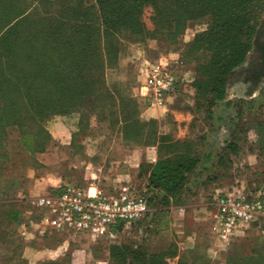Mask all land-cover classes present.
<instances>
[{
  "label": "rangeland",
  "instance_id": "obj_1",
  "mask_svg": "<svg viewBox=\"0 0 264 264\" xmlns=\"http://www.w3.org/2000/svg\"><path fill=\"white\" fill-rule=\"evenodd\" d=\"M152 16L153 9L146 8L143 20L149 29L153 28ZM263 18L264 12L260 24ZM210 24V17L191 22L172 47L177 57L170 61L164 59L170 51L164 39L125 44L118 68L106 72L107 85L144 103L136 91L144 77L139 64L146 68L166 61L179 73L187 71V75L197 77L195 69L207 57L191 45ZM149 44L155 49L147 47ZM119 76L126 79L120 86L113 83ZM209 98L200 102L180 92L168 100L165 110L147 114V108L141 107L139 119L148 123L146 130L156 139L140 136V129L133 127L125 138L118 104L99 108L89 97L74 114L45 121L52 141L44 154L27 152L18 131L10 130L7 174L0 178V264H119L108 249L123 244L161 254L166 264H227L241 256L247 260L245 264H253L250 258L264 248V238L251 236L216 247L211 222L219 195L237 183L256 190L264 182V83L249 89L242 80L229 78L230 107L222 103L211 108ZM241 100L252 102L245 111L236 105ZM163 136L169 138L160 142L157 138ZM229 142L239 155L227 153L219 164V154ZM186 152L201 159L208 171L195 174L178 197L164 203L160 193L149 189L148 174L162 157ZM207 154L213 156L212 162H204ZM92 183L93 188L106 193L130 186L149 201L147 216L137 225L120 226L121 234L112 242L88 236L74 238L56 230L44 214L34 216V200L58 194L67 185L88 189ZM9 184L13 185L6 187ZM14 211L18 219L22 216L25 220L10 222L8 213Z\"/></svg>",
  "mask_w": 264,
  "mask_h": 264
},
{
  "label": "trees",
  "instance_id": "obj_2",
  "mask_svg": "<svg viewBox=\"0 0 264 264\" xmlns=\"http://www.w3.org/2000/svg\"><path fill=\"white\" fill-rule=\"evenodd\" d=\"M148 7L153 9L152 29L143 20ZM263 12L264 0H0V178L7 174L10 130L18 131L27 152L44 154L52 141L45 121L74 114L86 97L93 98L99 108L118 104L125 138L133 127L140 129V136L156 139L146 130L148 123L139 119V110L148 107L147 101L138 102L124 96L118 87L110 88L106 72L118 68L125 44L164 39L175 50L172 47L189 24L205 17L211 18V24L191 45L207 57L195 69L197 77L190 84L194 96L182 86L178 94L183 92L200 102L210 96L209 107L222 103L230 107L228 80L252 51ZM250 103L241 100L236 105L245 111ZM227 153L239 155L229 142L219 154V164ZM212 161L213 156L207 154L204 162ZM203 164L189 153L162 157L148 174L149 189L168 203L195 174L208 171ZM262 175L264 178V170ZM34 214L41 215L36 210ZM8 216L13 223L25 220L18 219L15 211ZM256 233L248 232L236 242L251 236L262 238L255 237ZM108 250L119 264H166L161 254L149 253L143 246L111 245ZM255 253L250 261L264 264V248ZM246 261L241 256L227 264Z\"/></svg>",
  "mask_w": 264,
  "mask_h": 264
},
{
  "label": "built area",
  "instance_id": "obj_3",
  "mask_svg": "<svg viewBox=\"0 0 264 264\" xmlns=\"http://www.w3.org/2000/svg\"><path fill=\"white\" fill-rule=\"evenodd\" d=\"M193 79L187 71L179 73L168 62L160 61L144 69V79L136 87L148 108L165 110L169 99L177 96L179 87L190 96ZM67 185L59 194L34 200L36 211L49 219L58 231L72 237L100 238L115 241L120 226H134L148 214V202L130 186L106 193L98 187ZM212 236L216 247L236 242L248 232L256 231L264 238V182L259 189L249 190L237 183L218 196L212 215Z\"/></svg>",
  "mask_w": 264,
  "mask_h": 264
},
{
  "label": "flooded vegetation",
  "instance_id": "obj_4",
  "mask_svg": "<svg viewBox=\"0 0 264 264\" xmlns=\"http://www.w3.org/2000/svg\"><path fill=\"white\" fill-rule=\"evenodd\" d=\"M251 55V59L247 58L230 78L242 80L244 86L255 89L264 83V18L255 37Z\"/></svg>",
  "mask_w": 264,
  "mask_h": 264
},
{
  "label": "crops",
  "instance_id": "obj_5",
  "mask_svg": "<svg viewBox=\"0 0 264 264\" xmlns=\"http://www.w3.org/2000/svg\"><path fill=\"white\" fill-rule=\"evenodd\" d=\"M149 43H157V41H149ZM147 47H149V48H151V49H155L151 44H149ZM139 53V56H140V58H143L144 57V54L140 51V52H138ZM177 57V54H175L174 53V49H172V50H170L169 51V53H168V55H166L165 57H164V59L165 60H173L174 58H176ZM138 67L141 69V71H143L142 73H144V67L142 66V64L140 65H138ZM187 77L189 78V79H194V74H192L191 76L190 75H187ZM143 79H144V77H143ZM143 79H142V81L139 83V84H141L142 82H143ZM125 81H126V79H124ZM124 80H122V78H121V76H119V77H117L115 80H113V83H119V84H121V83H123V81ZM138 84V85H139ZM147 109H146V113L147 114H151L152 112H156V110H153V109H150V108H148V107H146ZM264 169V168H263ZM12 185L11 184H9V186H6V187H11Z\"/></svg>",
  "mask_w": 264,
  "mask_h": 264
}]
</instances>
